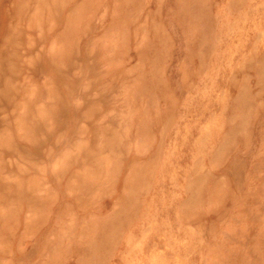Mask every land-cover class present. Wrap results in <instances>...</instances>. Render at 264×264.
I'll list each match as a JSON object with an SVG mask.
<instances>
[{
    "label": "rangeland",
    "instance_id": "1",
    "mask_svg": "<svg viewBox=\"0 0 264 264\" xmlns=\"http://www.w3.org/2000/svg\"><path fill=\"white\" fill-rule=\"evenodd\" d=\"M0 264H264V0H0Z\"/></svg>",
    "mask_w": 264,
    "mask_h": 264
}]
</instances>
